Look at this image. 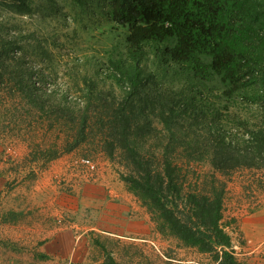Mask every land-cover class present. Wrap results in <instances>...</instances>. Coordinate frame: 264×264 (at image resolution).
<instances>
[{"label": "trees", "instance_id": "obj_1", "mask_svg": "<svg viewBox=\"0 0 264 264\" xmlns=\"http://www.w3.org/2000/svg\"><path fill=\"white\" fill-rule=\"evenodd\" d=\"M102 2L107 22L123 32L122 48L105 74L122 97L117 101L83 77L81 109L50 105L47 113L57 120L78 122L64 152L99 137L108 157L121 155L129 171L123 181L162 234L211 254L215 264H241L220 224L225 184L214 173L264 168V0ZM10 3L16 12L31 13L28 0ZM2 24L0 84L11 76L23 92V75L8 63L21 48L6 40ZM148 115L162 125L156 152L143 147L154 131ZM177 154L188 164L207 159L213 171L200 189L187 187L188 170L177 164Z\"/></svg>", "mask_w": 264, "mask_h": 264}, {"label": "rangeland", "instance_id": "obj_2", "mask_svg": "<svg viewBox=\"0 0 264 264\" xmlns=\"http://www.w3.org/2000/svg\"><path fill=\"white\" fill-rule=\"evenodd\" d=\"M81 1L28 0L31 13L27 14L10 8L11 0H0L5 38L14 39L15 48H21L13 50L14 60L8 63L21 72L25 82L23 92L11 76H4L0 84V264L27 261L21 252L30 250L11 240L16 233L15 228L6 226L15 217L11 211L24 212L18 221L27 225L37 223L43 209L44 216L51 214L53 228L72 233L66 240L73 250L71 259H55L58 264H215L211 254L187 248L161 233L154 215L123 181L129 171L118 151L108 157L100 138L88 137L64 152L72 140L71 128L78 127V122L57 120L47 113L50 105L81 109L86 92L83 77L92 79L104 94L112 92L117 101L122 97L106 75L110 60L122 48L123 32L107 22L102 0ZM148 65V69H155L152 63ZM38 104H44L43 109ZM146 120L151 121L154 131L143 139V147L156 152L154 138L162 139V125L153 116ZM52 151L58 156L50 158ZM175 157L182 170H188L187 187L190 184L200 189L204 177L212 174L207 159L188 164L184 155ZM82 158L94 162L98 173L89 177L74 165ZM214 174L225 184L220 224L231 240L230 250L241 264H250L246 260L250 257L256 264H264V235L255 240L242 228L243 220L264 206V168L237 169L228 176ZM43 180L52 188L51 193L38 198L33 194L36 187L45 184ZM90 183L98 187L99 198L93 205L81 191L83 184ZM118 202L133 206L129 226L114 224L117 218L102 215L105 207ZM6 234L11 238L6 239Z\"/></svg>", "mask_w": 264, "mask_h": 264}, {"label": "crops", "instance_id": "obj_3", "mask_svg": "<svg viewBox=\"0 0 264 264\" xmlns=\"http://www.w3.org/2000/svg\"><path fill=\"white\" fill-rule=\"evenodd\" d=\"M43 181L44 183L46 182V180ZM47 185L48 184L45 183L42 184V186L36 187L35 191L37 192L33 195L38 198H41L50 194L52 188L47 187ZM97 190L98 187L95 186L94 183L85 185L83 184V187L81 188L82 194L91 199L90 204L92 205L94 201L99 198L96 193ZM48 205L49 204H47V206ZM88 205L89 204H86V207ZM44 206L46 208V205ZM131 210H133V206H131V204H122L121 202H118L113 205L109 204L108 207H105L102 210V215L109 219H113L112 217L117 218L116 221H112V223L114 224H126V226H129L131 224V221L128 218V215H130L129 213L132 212ZM44 211L45 209L40 210V212L43 214L42 218L37 219V223L27 225H20V222L18 221V216L24 217V212H21V210L11 211V213L15 214V217H13L12 223L6 225L7 228L13 227L16 229L15 238L11 240H18L22 245H27L26 247L30 248V250H26L28 251V253H24L26 251L21 252V256H24L28 259L27 261L19 262V264H56V261V263L53 262L55 259L59 261H64L65 259H68L69 256V258L71 259L73 250L71 246L69 247V244L66 241L69 238L67 234H70L71 231L69 230L70 232H59L58 230L60 229L53 228L52 220L50 218L51 214L44 216ZM243 222L244 224L242 228L248 236L255 240L262 238V236L264 235V206H262L255 214L243 220ZM82 235L83 233L81 232V236ZM5 236L6 239L10 237L8 234H6ZM79 238L80 236L76 237V239ZM69 249L71 252L70 254L68 253ZM243 256L247 257L246 255ZM246 260H248L250 264L255 263L252 262L251 257Z\"/></svg>", "mask_w": 264, "mask_h": 264}, {"label": "built area", "instance_id": "obj_4", "mask_svg": "<svg viewBox=\"0 0 264 264\" xmlns=\"http://www.w3.org/2000/svg\"><path fill=\"white\" fill-rule=\"evenodd\" d=\"M74 165L81 167L84 170V173L89 177L98 173L97 165L89 158H82L76 161Z\"/></svg>", "mask_w": 264, "mask_h": 264}]
</instances>
